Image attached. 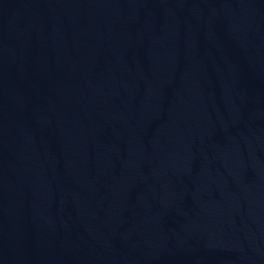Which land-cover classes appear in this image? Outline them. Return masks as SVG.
<instances>
[{
  "label": "water",
  "instance_id": "1",
  "mask_svg": "<svg viewBox=\"0 0 264 264\" xmlns=\"http://www.w3.org/2000/svg\"><path fill=\"white\" fill-rule=\"evenodd\" d=\"M0 264H264V0H0Z\"/></svg>",
  "mask_w": 264,
  "mask_h": 264
}]
</instances>
